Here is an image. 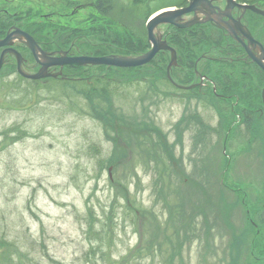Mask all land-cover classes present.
I'll use <instances>...</instances> for the list:
<instances>
[{
	"label": "rangeland",
	"instance_id": "obj_1",
	"mask_svg": "<svg viewBox=\"0 0 264 264\" xmlns=\"http://www.w3.org/2000/svg\"><path fill=\"white\" fill-rule=\"evenodd\" d=\"M79 1L92 2L0 0V30L21 26L77 57L137 58L152 49L150 14L192 0H103L101 13ZM238 1L264 11V0ZM205 27L155 32L189 62L213 46ZM157 64L51 68L38 85L5 65L0 264H264V141L228 137L237 117L197 88L179 90ZM172 73L194 77L187 63Z\"/></svg>",
	"mask_w": 264,
	"mask_h": 264
},
{
	"label": "flooded vegetation",
	"instance_id": "obj_2",
	"mask_svg": "<svg viewBox=\"0 0 264 264\" xmlns=\"http://www.w3.org/2000/svg\"><path fill=\"white\" fill-rule=\"evenodd\" d=\"M209 1L211 5L214 4L215 10L209 12L208 8L201 6L200 10L203 14H199V16H201L200 19L211 21L199 27L206 26L202 29L204 35H207V30L209 29L215 30V37L214 39L209 38L213 46L203 58V60L205 59L206 61L202 69L203 77L201 90L204 96L207 95L211 98L214 97L212 99L216 100L218 98L220 100L224 118L229 119L233 115L237 117L236 122L229 128L228 137H230L233 129H237L239 136L240 134L243 135L244 141L249 140L250 143L254 140L263 142L264 136H259L260 133L257 134L256 130L261 129L262 123H264V71L259 67L256 61L253 60L256 59L264 62V55H262V52L258 49L259 43L264 48V37L260 38L259 34L261 32H258L257 28L253 27V23L258 21V13L250 9L245 11L237 7L229 11L227 10V0H222V2H225L224 5L221 3L217 4L218 0ZM79 2L78 5H75L76 9L79 10L80 7L83 9L86 7L90 8V5H94L91 7L98 9L100 13L101 11L100 8H98V4L104 6L105 3L103 0L98 2V4L94 0H92V2L87 1L85 4H82V1ZM237 2L240 3L238 0ZM61 5L67 9L74 6V4H69V2L67 3L64 1H62ZM208 7H210V4H208ZM256 7L260 8L259 6ZM65 15L68 17L70 14L68 13ZM75 15L76 14H72L74 18ZM237 22L241 23L244 28L249 29V32L257 44H250L249 39L243 34H236L233 36L226 30L219 28L220 25L223 26L224 24H228L227 26L235 28L238 24ZM9 24L10 22L8 25ZM17 27L20 28L21 26ZM17 27L15 25L8 28L3 25L0 30V41L13 35ZM20 29L34 37L29 31L22 28ZM16 38L17 41L14 40L12 49H15L20 54V58L15 53H6L3 60V69L6 64H9L14 67L13 70H15V68L17 70L19 61H21V70L34 75L37 74V72H33L37 68V70H39L40 67H42V63H47L50 58L59 59V57L73 56V48L70 50H50L40 46L37 41L44 53H38V59H36L30 48L24 44V37ZM244 43L249 48L250 53L247 47L244 46ZM5 50L6 49L3 48V51ZM213 52L215 56L212 55ZM18 74L20 75L19 71ZM247 135L250 137H247Z\"/></svg>",
	"mask_w": 264,
	"mask_h": 264
},
{
	"label": "water",
	"instance_id": "obj_3",
	"mask_svg": "<svg viewBox=\"0 0 264 264\" xmlns=\"http://www.w3.org/2000/svg\"><path fill=\"white\" fill-rule=\"evenodd\" d=\"M208 4H209L208 0H192L190 2V5L187 7H182V8H179L177 10L168 9V11H163V12L157 13V15L151 17L148 20L147 32H148L149 41H150V43H152V49L150 51H148V53L143 55V56H139L137 58L127 57V56L121 57V56H116V55H114V56H103V57L81 56V57H70V58L64 56V57H59V59L50 58V60L47 63H42L41 71L38 72L36 75L25 74L23 71H21V61H19L18 69H19L20 73L25 78L27 77L29 79L38 81V80L49 78L50 76H52V74H50L48 72V69L50 67H59V66L64 67V66H70V65L79 66V67L87 66V65H92V66L93 65H97V66L106 65L109 67L137 68L138 66L148 64V62L153 60L154 57L160 51H163V50L171 51L173 53V55L175 56L176 53H175L174 49L169 47L167 42L162 41L160 37L157 38V35L155 32L156 29L161 24H173L179 28L180 27H190L191 25L198 23L199 19H197V17L195 16V18L192 19L190 22L180 23L182 16L187 15V14H191V12L197 13L198 10L200 9L199 7H201V5H208ZM235 7H239L240 9L245 10V11L247 9H250V10L254 11L255 13H258V14H261L264 16V11H262L261 9H259L258 7L254 6V5H247V4L241 5V4H238L234 0H228V10L229 11L233 10V9H235ZM225 29H227L230 32V34H232V35H236L237 33H242L246 36V38H248L250 40V43L254 44V42H255L252 39L249 31L246 28L242 27V25L240 23H238L235 28H231L230 26H227V27H225ZM17 36L26 38L25 43L27 44L28 48H30L32 50L36 59H38V53L42 52V49L39 48V46L37 45V42L33 39V37L28 35L26 32H22L20 29L16 30V32L13 33V35L8 36L7 39L0 41V48H3V46L11 47L13 45L14 39ZM261 49H262V47H261ZM262 50L264 52V49H262ZM7 52L16 53V55L20 58V54L16 50L10 49V50L5 51L1 57V60H0L1 61L0 62V71H1V69L3 67V63H4L3 58ZM42 53H44V52H42ZM174 60H175V58H174ZM258 63L264 69V63L262 61H258Z\"/></svg>",
	"mask_w": 264,
	"mask_h": 264
},
{
	"label": "trees",
	"instance_id": "obj_4",
	"mask_svg": "<svg viewBox=\"0 0 264 264\" xmlns=\"http://www.w3.org/2000/svg\"><path fill=\"white\" fill-rule=\"evenodd\" d=\"M98 4V3H97ZM98 8H100V11H103V12H105V7L104 6H100V4H98ZM163 8H166V7H162V8H157V10L156 11H154L153 13H151L150 14V16L151 15H153V14H155V13H157V11H159V10H161V9H163ZM176 43V45H178V46H181V42L179 41H175ZM193 54V53H192ZM191 53H190V55H192ZM197 56L198 55H195V57L197 58ZM163 60H167V58L165 57V55L164 54H162L160 57H159V63H158V65L159 66H161L163 69L165 68L164 66H167L166 64H165V62H163ZM186 59H184V57H183V59H182V57H180L179 59H178V63L179 64H184V63H187L189 66H190V69L191 70H193L194 69V66H195V58L193 57V56H191V61H189V62H187V61H185ZM20 77V76H19ZM32 82V81H31ZM35 85H38V83H39V81L38 82H33ZM183 83H185V82H183ZM186 84V83H185ZM100 90H103V91H98V92H101V93H99V94H105L107 91L105 90V89H100ZM3 240H6V239H0V242H2Z\"/></svg>",
	"mask_w": 264,
	"mask_h": 264
}]
</instances>
